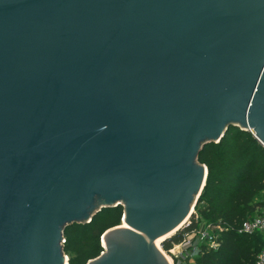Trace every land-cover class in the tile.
I'll return each mask as SVG.
<instances>
[{
    "label": "water",
    "instance_id": "95a60500",
    "mask_svg": "<svg viewBox=\"0 0 264 264\" xmlns=\"http://www.w3.org/2000/svg\"><path fill=\"white\" fill-rule=\"evenodd\" d=\"M230 126L264 145V0H0V264L122 205L88 264H170Z\"/></svg>",
    "mask_w": 264,
    "mask_h": 264
},
{
    "label": "trees",
    "instance_id": "16d2710c",
    "mask_svg": "<svg viewBox=\"0 0 264 264\" xmlns=\"http://www.w3.org/2000/svg\"><path fill=\"white\" fill-rule=\"evenodd\" d=\"M199 161L208 167V177L197 211L220 224L223 230L219 234V247H202L197 264H256L264 243L263 235L242 234L238 228L244 220L264 212V201L257 199L264 191V145L252 132L230 126L219 142L204 146ZM120 208H103L90 222L65 228L64 250L74 253L69 264H87L100 255L101 235L120 224ZM195 226L193 215L189 227L163 241L164 248L169 250L180 243L184 232Z\"/></svg>",
    "mask_w": 264,
    "mask_h": 264
},
{
    "label": "rangeland",
    "instance_id": "374dc122",
    "mask_svg": "<svg viewBox=\"0 0 264 264\" xmlns=\"http://www.w3.org/2000/svg\"><path fill=\"white\" fill-rule=\"evenodd\" d=\"M203 190H204V188H203ZM203 190H202L201 193H203ZM257 199L264 201V191L257 197ZM100 204H99V206H100ZM196 205H197V203H194V205H192V207L190 209L189 217H188L187 221H185L180 226L181 228H179V230H177L173 235L167 237L166 239H169L170 237H172L174 235H177L179 233V231L182 230L185 227V225L188 223V221H191V223H192L193 215H195V219H196V222H197V228L198 229H200V228L203 229L204 227L209 226V227H211V230H213V232L220 231V229L218 227V224H216L214 221L209 220L208 218L202 216L197 211ZM121 207L122 208H120L118 212H119V214L121 216H123V214L125 212V206L122 205ZM97 208H95L94 210H96ZM263 211H264V209H263ZM249 219H251V218H249ZM123 224H124V222L122 221V218H121V222H120L119 225H123ZM113 227H115V226H113ZM110 228H108V229H110ZM108 229H106L105 231H107ZM104 232L102 233L101 237L103 236ZM188 238L197 247V249L194 248L193 246H190V245L183 246V245H180L179 243H175L170 248L171 250L170 249L167 250L166 248H164V246L162 244L163 241H165L166 239L162 241V243H161L162 245L160 246V250L162 251V253H163V255L165 257L168 256L169 258H171L172 264H197L198 263V259H199V255H200V252H198V249H200V251H201V248L204 247L205 245H207L206 240L205 241L202 240L200 243L197 244V233H190ZM64 244H66V236L65 235H64ZM101 245H103L102 238H101ZM103 250H104V248H103ZM103 250L101 252H103ZM64 254H65V262H64V264H69L70 259H71V257L73 256L74 253L72 251H69V250H66V251L64 250ZM87 264H88V262H87Z\"/></svg>",
    "mask_w": 264,
    "mask_h": 264
},
{
    "label": "built area",
    "instance_id": "2783aa9c",
    "mask_svg": "<svg viewBox=\"0 0 264 264\" xmlns=\"http://www.w3.org/2000/svg\"><path fill=\"white\" fill-rule=\"evenodd\" d=\"M190 225L191 221H188L185 227H189ZM218 227L220 231L213 232V230H211V227L209 226L204 227L203 229H198L197 226H195L193 229L184 232L183 240L179 244L183 246L190 245L197 249V247L188 238L190 233H197V244L200 243L202 240H206L207 245H205V247H207L208 249H216L220 245L219 234L223 230V227L220 224H218ZM238 231L239 233L249 235L257 232L261 233L263 235L264 241V212L262 214L254 216L251 219L244 220L239 226ZM198 252H200V249H198ZM256 264H264V243L258 255Z\"/></svg>",
    "mask_w": 264,
    "mask_h": 264
},
{
    "label": "bare ground",
    "instance_id": "6f19581e",
    "mask_svg": "<svg viewBox=\"0 0 264 264\" xmlns=\"http://www.w3.org/2000/svg\"><path fill=\"white\" fill-rule=\"evenodd\" d=\"M189 214H190V212L187 214V216L184 218V220L182 221V223L178 226V228H175L172 232H170L169 234H166L165 236H162V237H160L159 239H157L156 241H155V244H156V246L160 249V246H161V243H162V241L164 240V239H166L167 237H169V236H171V235H173L179 228H180V226L185 222V221H187V219H188V217H189ZM123 225H125V224H123ZM162 252V251H161ZM166 258H167V260L169 261V263L170 264H172V260H171V258H169L168 256H166Z\"/></svg>",
    "mask_w": 264,
    "mask_h": 264
}]
</instances>
